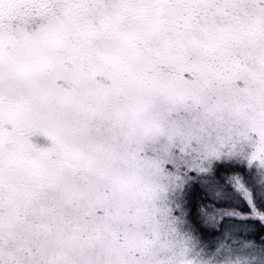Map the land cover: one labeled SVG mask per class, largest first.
Wrapping results in <instances>:
<instances>
[{
  "label": "snow or ice",
  "instance_id": "6c2138e0",
  "mask_svg": "<svg viewBox=\"0 0 264 264\" xmlns=\"http://www.w3.org/2000/svg\"><path fill=\"white\" fill-rule=\"evenodd\" d=\"M0 264H264V0H0Z\"/></svg>",
  "mask_w": 264,
  "mask_h": 264
}]
</instances>
